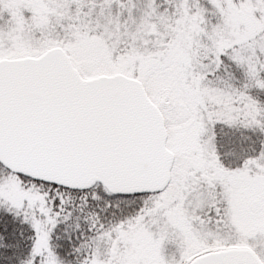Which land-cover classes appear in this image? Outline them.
Segmentation results:
<instances>
[{"label":"snow or ice","instance_id":"6c2138e0","mask_svg":"<svg viewBox=\"0 0 264 264\" xmlns=\"http://www.w3.org/2000/svg\"><path fill=\"white\" fill-rule=\"evenodd\" d=\"M0 264H264V0H0Z\"/></svg>","mask_w":264,"mask_h":264}]
</instances>
